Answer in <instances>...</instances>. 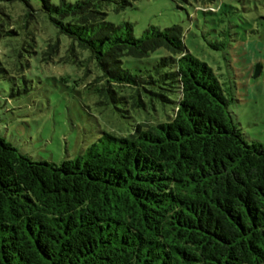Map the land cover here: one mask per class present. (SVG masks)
Wrapping results in <instances>:
<instances>
[{"label":"trees","instance_id":"trees-1","mask_svg":"<svg viewBox=\"0 0 264 264\" xmlns=\"http://www.w3.org/2000/svg\"><path fill=\"white\" fill-rule=\"evenodd\" d=\"M35 1L0 0L1 70L39 56L93 66L98 103L140 118L61 164L0 137V264H264V145L246 140L233 88L189 51L182 28L136 38L131 23L107 21L109 5L138 0ZM173 1L204 12L218 2ZM41 12L55 35L41 37Z\"/></svg>","mask_w":264,"mask_h":264},{"label":"rangeland","instance_id":"rangeland-1","mask_svg":"<svg viewBox=\"0 0 264 264\" xmlns=\"http://www.w3.org/2000/svg\"><path fill=\"white\" fill-rule=\"evenodd\" d=\"M214 7L204 12L173 0H138L119 12L109 5L106 19L117 25L131 23L136 38L151 26L161 30L180 26L189 51L214 69L224 88H233L230 110L246 140L264 145V0H218ZM40 17L41 37L55 35L46 14L41 12ZM61 39L64 44L68 41L66 36ZM223 41L225 49L211 46ZM124 61V67L132 70L140 64L130 58ZM257 65L262 70L254 78ZM1 68L0 137L36 161L61 164L75 159L104 133L129 134L140 118L128 116L122 104L119 110L114 104L98 103L99 86L94 82L98 70L93 66L91 72L87 66H54L39 56L19 72L5 73Z\"/></svg>","mask_w":264,"mask_h":264},{"label":"water","instance_id":"water-1","mask_svg":"<svg viewBox=\"0 0 264 264\" xmlns=\"http://www.w3.org/2000/svg\"><path fill=\"white\" fill-rule=\"evenodd\" d=\"M262 70V66L261 65H257L254 71V78H257L260 75V72Z\"/></svg>","mask_w":264,"mask_h":264}]
</instances>
